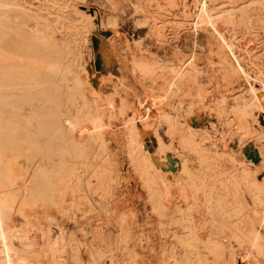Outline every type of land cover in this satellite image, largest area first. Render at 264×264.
<instances>
[{
    "label": "rangeland",
    "instance_id": "374dc122",
    "mask_svg": "<svg viewBox=\"0 0 264 264\" xmlns=\"http://www.w3.org/2000/svg\"><path fill=\"white\" fill-rule=\"evenodd\" d=\"M203 1L0 0L4 25L16 27L24 21L32 25L37 23L45 32L49 30L47 33L51 32V36L59 35L72 45V58L61 75L66 77L63 79V112L81 117L89 110L90 104L84 105L81 93L75 91V82L82 80L86 82L82 88L86 102H91L90 98L97 100L96 104L105 117L107 156L104 154L97 161L89 146L87 164L90 168L80 166V160L76 159L82 177L80 191L65 186L61 188L62 196L56 194L55 198L50 193L45 195L46 201L27 208V211L25 209V213L18 212L19 209L12 212V221L30 231L29 235L37 246L36 251H32L33 256L31 251H21L27 259L30 257L28 260L34 262L36 258L35 262L39 260V264H93L95 260L98 264H159L163 253L181 251L175 234L180 233L183 240L187 238L188 224L181 222L179 212L189 198L190 179L184 171L185 166L194 174L203 172L199 161L204 154L213 164L211 168L219 164L224 171H230L235 166H245L259 171L257 177L264 179V144L257 143L252 135H243L234 117L239 103H253L250 100L252 87L264 99V59H260L264 54V0H213L209 3L213 14L224 11L220 29L227 42L231 41L237 47L241 64L235 61L210 25H196ZM239 9L246 10L248 16L244 20L236 14ZM103 31H110V34H103ZM198 34L202 46L193 48L191 41ZM252 55L257 57L254 63L248 58ZM1 58L21 62L16 56L5 53ZM19 69L25 75L29 71L41 72L42 66L25 62L19 64ZM73 94L79 96L77 101H69ZM261 107L258 121L254 122L257 133L264 132ZM148 110L153 113L152 124L157 128L158 136L166 144L161 154L157 151L153 129L143 128L146 126L142 124L144 114ZM133 124H138L140 131L145 129V141L151 156L157 157L158 164H165L163 168L168 175H163L170 177L174 192L166 200V207H158L148 197L145 183L141 182L130 162L127 146ZM200 146L204 148L202 152H199ZM99 163L107 165V169L100 168ZM7 165L13 167L18 177L31 170V161L26 157L7 160ZM53 171H60V168L55 167ZM101 176L107 182L106 187L99 184ZM58 197L60 201L62 199L60 203ZM54 200L56 203L52 202ZM248 202L252 204L250 199ZM41 206L46 208L43 210ZM198 219L201 231L196 237L200 235L201 239H198L197 251H206L208 264H244L245 247L240 250L237 240L230 235H214L221 241L220 250L214 252L209 244L211 229L203 227L204 221L207 223L206 217L201 215ZM163 228H167L165 236L161 232ZM59 238L63 239V244L55 251L51 246ZM15 242L21 250L19 242ZM210 253H214L212 257Z\"/></svg>",
    "mask_w": 264,
    "mask_h": 264
},
{
    "label": "bare ground",
    "instance_id": "6f19581e",
    "mask_svg": "<svg viewBox=\"0 0 264 264\" xmlns=\"http://www.w3.org/2000/svg\"><path fill=\"white\" fill-rule=\"evenodd\" d=\"M212 1L213 0H204L201 6L199 5L200 14H197L200 16H198L199 21L196 22V25H210L211 28L219 35L220 40L224 42L235 61L238 64H241L240 55H237L238 52H236L238 50H236L237 47H235L231 41L227 42L220 29L222 27L221 20L225 17L223 15L224 11H221L222 13L217 12L213 14L212 10H210L211 7H209V3ZM189 6L192 7V5ZM232 9L233 8H231V10ZM236 14L240 16L239 19H243L248 16L245 9L237 10ZM229 20L233 19L229 18ZM18 21L16 22L18 23ZM2 23L3 19L0 14V264H39V260L35 262V258V261L32 262L31 260H28L30 257L27 259V256L25 257L21 252H35L37 246L34 244L31 236L29 235L30 231L15 225V221H12V212L16 209H19L17 210L18 212H20V210L22 212L25 209V211H27V208L36 206L39 202L46 201L45 195L50 193L55 195L56 198V194H60L61 188L63 189L65 186H67L68 189L75 187V190L77 189L79 192L82 177L80 176L81 173H79V169L77 167L78 160L76 159L78 158L80 160V166H84L86 169L90 168L87 164V159H89L90 156L89 146L92 148L91 151L97 161L104 157L103 155L106 153L107 142L104 138L105 122L103 119L104 116L102 115L103 112L101 114V111L96 104L97 100L90 98L91 102H86L88 101L86 99V93L82 89L86 82L84 83L82 80L75 82V91L81 93L80 98L85 101L84 105L90 104L88 107L89 110L87 109L88 111L84 112L81 117H72L68 114L69 111L66 114L62 110V108H64L63 96L65 93L63 79L66 77H62L61 75H63L62 73L63 69L66 67L65 65H67L66 63H68L69 59L72 58H70V56L73 55L72 45L70 46V44L59 35L51 36L49 34L51 32L47 33L49 30L45 32L37 26V23H35L36 25H32L31 23H26L24 21L16 27H8L4 25L5 23ZM200 41L201 36L198 34V37L195 38L193 42L191 41L193 48L201 47L202 45ZM2 52L7 55L16 56L17 60L19 59L21 62L14 59L3 61L1 58V54H3ZM248 58L252 61V63H254L257 57L256 55H252L250 57L248 56ZM260 59H264V54ZM25 62H36L38 65L40 64L42 66V71H29L25 75L22 74L19 69V64L23 65ZM181 68L179 70H181ZM64 72L67 73V71ZM188 74L191 75L190 73ZM180 79L183 78L181 77ZM74 81L75 80H73V83ZM174 87L177 88V86ZM250 93L252 97L250 100L253 103L247 101L242 102L238 104L236 110L234 109V117L236 116L237 128L243 135H252L255 137L257 143L264 144V132L257 133L254 129V122L258 121V113L261 104L264 103V99H261L258 96V90L255 87L251 88ZM167 95L169 94L167 93ZM78 97L79 96L77 94H73L69 97V101H77L79 99ZM261 108L264 111V107ZM91 114L95 116L92 117ZM152 115V111L148 110L144 114V122L142 124L146 125L145 127L143 125V128L145 129H153L155 141L157 143V151L161 154L164 152L166 144L158 136L157 128L152 124ZM139 129L138 124H133L131 126L127 146L129 159L136 168L135 170L139 179L141 182L143 181V183H145L144 185H146L148 197L152 198L158 207H164L167 205L166 200L171 198L174 194V192L172 193L173 189H171L173 187H171V182L169 181L170 177L168 176L167 178L163 175L166 173L165 171H167H164L163 168L165 164L164 166L162 163L158 164L155 161V158L157 157L151 156L152 153L145 141V129L142 131ZM188 134L190 133L188 132ZM203 149L201 147V151L199 152H202ZM190 151L192 150L190 149ZM207 156L203 154L202 159L199 161V165L202 167L203 172L194 174L186 168V166L184 168L185 173L190 179L187 187L188 190L186 189L189 192V198L187 199L188 202H186V206H181L179 212L182 218L181 222L188 224L186 226V230L188 231L186 234L187 238L186 240H183L180 233L175 234L177 242L181 245V251H169V254H167L166 251L167 255L163 253L164 257H162V259L160 257L162 261L159 260L161 262L159 263L158 261V263H209L208 258L205 256L206 251L203 253L197 251V244L199 242L198 239H201L199 238L200 235L199 237H196L199 231H201L197 220H199L198 217L202 215L206 217L207 221V223L204 221L205 225L203 227L211 229L209 232L211 233V236L209 237V244L210 247L214 249V252H218L221 246L220 239L214 235L220 236L227 234L237 240L236 243L240 247V250L243 247H245V250L247 249L246 252L244 250L246 253L244 254L246 256L243 261L244 264H264V179H259V176L257 177V173L259 171H252L254 169H250L245 166H235L230 171H224L221 169V165L219 166V164L218 166L216 165L215 168H211L212 163H210ZM19 157H26L31 161V170L20 177L15 174L12 169L13 167L7 165V160L14 161ZM96 166L93 167L96 168ZM98 166L100 168H106L104 165H100V163ZM55 167H59L60 171H53ZM103 176L100 177V181H102L99 182V184L101 183L103 187H106L107 182L102 179L104 178ZM175 179L177 180V178ZM90 183L88 184L90 185ZM51 197L53 198V196ZM60 197H58L59 203L62 201V199L60 201ZM248 199L252 201L251 205L249 204ZM55 201L57 200L52 202L54 203ZM174 202L177 201L175 200ZM41 207L43 209L45 206ZM24 213L22 215H24ZM198 222H201V220ZM121 224L123 223L121 222ZM161 232L162 235L165 236L167 234V228H163ZM15 241H17V243L19 242L18 244H20L22 248L21 250L15 246ZM61 244H63V239L59 238V240L54 242V246H51V248L58 251V247ZM208 254L209 252L206 255ZM213 254L210 253V257H212ZM32 256L31 258H33ZM241 256H243V254ZM32 260H34V258ZM98 263L99 262L95 260L93 264Z\"/></svg>",
    "mask_w": 264,
    "mask_h": 264
},
{
    "label": "water",
    "instance_id": "95a60500",
    "mask_svg": "<svg viewBox=\"0 0 264 264\" xmlns=\"http://www.w3.org/2000/svg\"><path fill=\"white\" fill-rule=\"evenodd\" d=\"M103 34H110V31H103Z\"/></svg>",
    "mask_w": 264,
    "mask_h": 264
},
{
    "label": "trees",
    "instance_id": "16d2710c",
    "mask_svg": "<svg viewBox=\"0 0 264 264\" xmlns=\"http://www.w3.org/2000/svg\"><path fill=\"white\" fill-rule=\"evenodd\" d=\"M97 61L100 62V59H98ZM99 68L100 69L102 68V65L101 64H99Z\"/></svg>",
    "mask_w": 264,
    "mask_h": 264
}]
</instances>
